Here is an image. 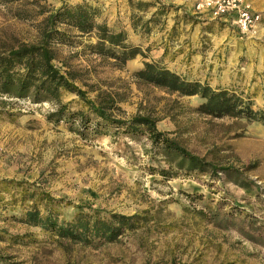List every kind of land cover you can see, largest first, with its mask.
<instances>
[{"label":"rangeland","instance_id":"rangeland-1","mask_svg":"<svg viewBox=\"0 0 264 264\" xmlns=\"http://www.w3.org/2000/svg\"><path fill=\"white\" fill-rule=\"evenodd\" d=\"M63 3L96 8V22L113 31L136 15L135 33L149 42L136 37L131 45H140L141 54L123 66L83 50L94 39L65 25L57 28L72 39L54 44L56 62L89 68L92 78L120 79L126 117H156L158 130L212 168L189 171L185 162L178 168L175 156L162 155L145 132L109 130L85 140L63 123L47 122L46 102L0 100V264H264V123L200 114L198 96L178 97L131 79L149 61L264 110V0H251L260 16L244 33L193 12L191 0L140 7L128 0H0V49L35 42L45 14ZM158 3L170 6L144 31ZM61 99L72 110L83 108L72 93ZM31 193L53 199L59 219L70 220L81 206L88 215H133L135 224L113 241L59 239L20 221Z\"/></svg>","mask_w":264,"mask_h":264},{"label":"trees","instance_id":"trees-1","mask_svg":"<svg viewBox=\"0 0 264 264\" xmlns=\"http://www.w3.org/2000/svg\"><path fill=\"white\" fill-rule=\"evenodd\" d=\"M156 0H128L136 7L152 5ZM170 5L158 3L151 16L142 22V29L148 31L150 23L155 24L156 16L163 14ZM130 17L135 29V14ZM135 16V17H134ZM138 17V16H137ZM96 8L86 4H60L49 10L43 17L39 37L32 43H20L0 49V98L3 103L25 99L31 104L46 102L51 108L44 114L47 122L63 123L69 131L89 140L111 131L123 135H135L145 132L153 147L162 155L172 153L177 159L176 166L183 162L189 171L204 172L210 170V163L203 157L189 152L156 128L157 118L149 114L125 116L119 103L125 100L126 86L116 78L114 82L89 77L90 69L76 67L57 60L56 43L70 44L71 36L57 25L73 28L80 35L94 40L83 45V50L102 59H112L118 66L141 54L140 48L125 41L122 30L113 31L104 22L97 23ZM136 83L151 85L168 94L198 96L203 101L194 109L196 112L212 117L243 118L248 121L264 123V110H254L247 98H243L227 88H213L206 82L186 79L180 74L153 62L142 61V66L131 74ZM120 83V84H119ZM74 94L82 109H70V101L63 102V93ZM5 99V100H4ZM223 169V168H220ZM160 174L164 175L161 170ZM24 210L20 221L50 231L59 239L82 241L88 244L92 240L113 241L125 229L134 227V216L120 213H107L97 216L80 210L70 219H59L52 207L53 199L46 194L33 197ZM43 204L40 211L37 204ZM13 264V263H7Z\"/></svg>","mask_w":264,"mask_h":264},{"label":"built area","instance_id":"built-area-1","mask_svg":"<svg viewBox=\"0 0 264 264\" xmlns=\"http://www.w3.org/2000/svg\"><path fill=\"white\" fill-rule=\"evenodd\" d=\"M191 2L195 13L204 14L210 19L228 17L241 33L254 28L260 16L249 0H191Z\"/></svg>","mask_w":264,"mask_h":264},{"label":"crops","instance_id":"crops-1","mask_svg":"<svg viewBox=\"0 0 264 264\" xmlns=\"http://www.w3.org/2000/svg\"><path fill=\"white\" fill-rule=\"evenodd\" d=\"M184 0H179V2H183ZM250 2H251V0H249ZM186 4V2H184V5ZM252 4V3H251ZM189 6H191V5H189ZM253 7V6H252ZM253 9L254 10H256V11H258L259 12V10L258 9H256V8H254L253 7ZM193 11V10H192ZM194 12V11H193ZM205 18H207V19H210L209 17H207L206 15H205ZM213 21H218V22H221V23H223V24H226V25H232V22L230 21V19L228 18V17H223V18H219V19H214ZM123 22V26L121 27V30L122 31H124V33H125V41L127 42V43H133L134 41H135V38L136 37H138V41L142 44H147V42H149V40L147 41V40H145V39H143L142 40V37H144V34L142 35V34H140V33H137V35H136V33L135 32H137V30L136 29H134V28H132V24H131V20H129V18H128V20H127V22L126 21H122ZM106 24L108 25V22H106ZM169 26V25H168ZM234 26V25H233ZM160 33H163V30H160L157 34H160ZM134 44V43H133ZM140 48H141V46L140 45H138Z\"/></svg>","mask_w":264,"mask_h":264}]
</instances>
